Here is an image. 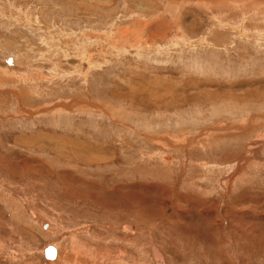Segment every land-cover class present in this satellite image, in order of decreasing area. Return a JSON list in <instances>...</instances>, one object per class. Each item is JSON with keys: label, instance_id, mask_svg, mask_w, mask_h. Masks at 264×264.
<instances>
[{"label": "rangeland", "instance_id": "374dc122", "mask_svg": "<svg viewBox=\"0 0 264 264\" xmlns=\"http://www.w3.org/2000/svg\"><path fill=\"white\" fill-rule=\"evenodd\" d=\"M55 263L264 264V0H0V264Z\"/></svg>", "mask_w": 264, "mask_h": 264}, {"label": "water", "instance_id": "95a60500", "mask_svg": "<svg viewBox=\"0 0 264 264\" xmlns=\"http://www.w3.org/2000/svg\"><path fill=\"white\" fill-rule=\"evenodd\" d=\"M11 61H12V58L9 57L6 62H7V64H11ZM46 226H47V224L43 225V227H46ZM43 254H44V257L46 259H53L56 255L55 247L53 245L45 246Z\"/></svg>", "mask_w": 264, "mask_h": 264}, {"label": "bare ground", "instance_id": "6f19581e", "mask_svg": "<svg viewBox=\"0 0 264 264\" xmlns=\"http://www.w3.org/2000/svg\"><path fill=\"white\" fill-rule=\"evenodd\" d=\"M119 35V34H118ZM129 36V35H128ZM11 58H12V61H11V65L13 64V57L12 56H10ZM9 58V57H8ZM7 58V59H8ZM7 59H6V61H7ZM54 246V245H53ZM55 250H56V255H55V257L53 258V259H55L56 258V256H58V251H57V248H55ZM44 251V250H43ZM154 254H155V252H154ZM159 256V255H158ZM61 259H63L62 257H61ZM46 260H51L52 261V259H46ZM63 260H65V259H63ZM62 261V260H61ZM60 262V261H59ZM56 264V263H55Z\"/></svg>", "mask_w": 264, "mask_h": 264}]
</instances>
